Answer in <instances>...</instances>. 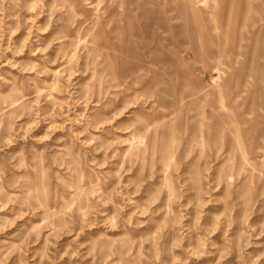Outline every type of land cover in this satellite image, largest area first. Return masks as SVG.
Instances as JSON below:
<instances>
[{
	"label": "rangeland",
	"instance_id": "obj_1",
	"mask_svg": "<svg viewBox=\"0 0 264 264\" xmlns=\"http://www.w3.org/2000/svg\"><path fill=\"white\" fill-rule=\"evenodd\" d=\"M0 264H264V0H0Z\"/></svg>",
	"mask_w": 264,
	"mask_h": 264
},
{
	"label": "bare ground",
	"instance_id": "obj_2",
	"mask_svg": "<svg viewBox=\"0 0 264 264\" xmlns=\"http://www.w3.org/2000/svg\"><path fill=\"white\" fill-rule=\"evenodd\" d=\"M79 189V188H78ZM48 213V210H47V212H46V214Z\"/></svg>",
	"mask_w": 264,
	"mask_h": 264
}]
</instances>
